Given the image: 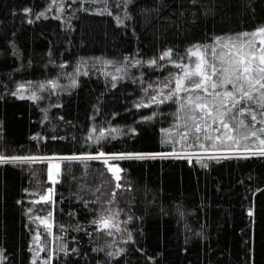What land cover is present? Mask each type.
Here are the masks:
<instances>
[{"label": "trees", "instance_id": "16d2710c", "mask_svg": "<svg viewBox=\"0 0 264 264\" xmlns=\"http://www.w3.org/2000/svg\"><path fill=\"white\" fill-rule=\"evenodd\" d=\"M260 26L264 0H0V154H200L110 161L120 189L102 160H62L55 184L45 161L0 164V264H264V157L162 144L183 121L151 99L187 49ZM116 213L112 235L93 223Z\"/></svg>", "mask_w": 264, "mask_h": 264}, {"label": "snow or ice", "instance_id": "6c2138e0", "mask_svg": "<svg viewBox=\"0 0 264 264\" xmlns=\"http://www.w3.org/2000/svg\"><path fill=\"white\" fill-rule=\"evenodd\" d=\"M192 2L195 3V0ZM24 12L25 14L30 13L31 9H24ZM40 16H44V13H39L37 18ZM28 22L31 23L32 21L29 20ZM172 54V50L169 49L159 59L171 58ZM185 56L194 59H191V63L173 61L175 67L181 71L164 85L169 87V84L174 82V87H170L166 95L161 91L160 95L163 96L161 100L155 96L151 98L152 102L157 104L166 101L177 104L178 110L174 115L177 121H183L182 124H174L171 129L162 130L164 138L161 143L171 144L173 148L176 144H180L185 149L198 146L205 152L208 148H224L234 150L233 155L246 154L245 158L247 156L264 157V26H260L252 32L216 37L211 45H193L187 49ZM148 63L155 65L157 61L152 60ZM49 84L53 88L57 86L52 81H49ZM23 87L21 85L18 91L22 90ZM39 87L43 89L45 86L41 84ZM16 94L13 93V95ZM29 98L37 99L35 93ZM145 106L147 105H137V107ZM152 118V116H147L144 117V120L147 121ZM173 129L180 130L174 132ZM110 131L116 132L118 130L111 129ZM89 138L91 139V136ZM104 138L105 133L100 132L96 142L99 143ZM201 141L207 142V144ZM171 157L183 158L180 153L172 151L166 153L113 154L99 152L96 155H73L62 159L102 160L107 171L116 181L115 188L120 189L122 185L119 181L122 178L121 172L123 170L119 164L110 163V161L154 160ZM222 158H232V156L210 155L207 157V159L214 160ZM48 159L51 158L37 156L7 157L0 154V164L23 165ZM197 162L202 163V159L198 158ZM52 167L49 166L48 178L55 184L57 183L55 177L60 175V166L55 165V174ZM49 193H51V189H49ZM112 196L114 199L115 192L112 193ZM41 201L51 202V195L41 196ZM31 211L32 209H29V212ZM251 214L249 212V215ZM115 215L118 213L106 217L101 216L98 221H93V223H98L101 230H105L107 235H112L110 229L120 230L119 225L114 222ZM36 219L40 218L36 217ZM35 239L39 240V236L37 235ZM129 240H131L130 233ZM109 255L113 254L109 253ZM44 264H47V261Z\"/></svg>", "mask_w": 264, "mask_h": 264}, {"label": "rangeland", "instance_id": "374dc122", "mask_svg": "<svg viewBox=\"0 0 264 264\" xmlns=\"http://www.w3.org/2000/svg\"><path fill=\"white\" fill-rule=\"evenodd\" d=\"M233 152H227V153H224V154H232ZM181 156H194V155H200V154H180ZM204 155H215L214 153H209V154H204ZM49 158L51 159H48V160H43L45 162H47L49 164V166H53L52 167V170H53V173L55 174L56 172V168H55V165H59L61 167V161L64 160L62 159L63 157H60V156H49ZM60 171V169H59ZM56 180H58V176L55 177ZM44 224L47 226V227H50L52 228L53 227V222H52V217H47L43 220Z\"/></svg>", "mask_w": 264, "mask_h": 264}, {"label": "water", "instance_id": "95a60500", "mask_svg": "<svg viewBox=\"0 0 264 264\" xmlns=\"http://www.w3.org/2000/svg\"><path fill=\"white\" fill-rule=\"evenodd\" d=\"M48 195H51V193H49V191L47 192V196H48Z\"/></svg>", "mask_w": 264, "mask_h": 264}]
</instances>
